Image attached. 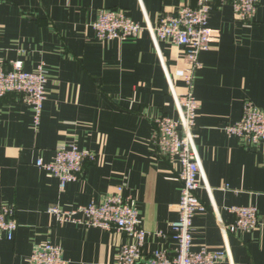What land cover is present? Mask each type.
<instances>
[{
	"label": "crops",
	"instance_id": "obj_1",
	"mask_svg": "<svg viewBox=\"0 0 264 264\" xmlns=\"http://www.w3.org/2000/svg\"><path fill=\"white\" fill-rule=\"evenodd\" d=\"M196 0H0V61L43 64L47 82L39 122L15 94L0 99V205L15 208L13 240L0 241V264H29L37 243L59 245L70 264H116L132 238L79 223L56 222L51 205L71 209L102 199L122 184L147 231L143 252L173 250L181 181L176 160L157 155L155 119L178 113L175 91H185L184 48L154 42L148 31L99 41L91 23L100 8H122L145 25ZM207 26L210 47L199 53L192 93L199 102L193 128L200 162L197 196L205 210L192 221V249L229 253L217 264H264V229L222 232L234 220L230 206H255L264 216V144L250 145L224 126L239 120L245 101L264 110V0L249 22L214 0ZM60 144L97 153L77 180L58 179L36 161L53 159ZM161 232V234H158Z\"/></svg>",
	"mask_w": 264,
	"mask_h": 264
},
{
	"label": "built area",
	"instance_id": "obj_2",
	"mask_svg": "<svg viewBox=\"0 0 264 264\" xmlns=\"http://www.w3.org/2000/svg\"><path fill=\"white\" fill-rule=\"evenodd\" d=\"M220 1L228 3L234 18L243 22L253 19L258 4V0ZM213 2L214 0H196L194 7L185 5L174 12L165 13L154 26L148 22L142 25L133 20L128 11L122 8H100L96 19L91 23L94 36L99 41L124 40L148 31L155 43L170 40L182 46L187 62L182 74L184 92L177 94L168 77L178 117L174 119L162 115L156 118L153 134L157 155L168 158L170 162L176 160L180 165L181 188L176 203L178 216L171 223L176 247L170 251L162 249L143 252L147 231L140 225L138 209L132 197L123 193L122 184L117 185L99 204L91 201L71 209H64L59 205L47 208L59 224L79 223L87 227L121 232L132 238L131 242L120 245L116 264H217L229 257V253L223 250L207 247L192 249L191 235L194 213L205 210L197 196V189L200 187V162L193 128L199 102L192 93V87L195 71L200 66L199 53L208 49L212 42L207 18ZM9 66L0 61V99L7 94H15L19 101L31 107L34 122L38 123L46 99L47 74L43 64L38 65L34 71L24 70L21 60H14ZM224 130L228 135L244 139L250 145L264 144V110L245 101L239 120L226 124ZM97 158L94 151L81 150L75 144H60L55 148L51 161L38 159L35 164L56 177L59 189L63 190L68 182L78 179L86 162H94ZM228 211L234 217L231 224L226 226L218 219L224 235L238 230L250 232L258 228L264 229V216L258 214L255 206L235 205L228 207ZM17 227L15 208L0 205V241L3 237L13 240ZM28 261L29 264H70L63 256L61 247L49 241L34 245Z\"/></svg>",
	"mask_w": 264,
	"mask_h": 264
}]
</instances>
